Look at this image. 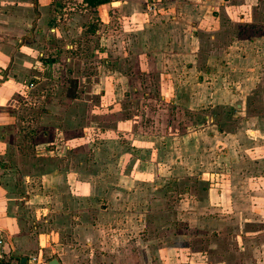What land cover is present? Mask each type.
<instances>
[{
	"label": "crops",
	"instance_id": "crops-1",
	"mask_svg": "<svg viewBox=\"0 0 264 264\" xmlns=\"http://www.w3.org/2000/svg\"><path fill=\"white\" fill-rule=\"evenodd\" d=\"M53 2L0 0V264H32V257H56L59 264H264V189L259 185L264 178L226 176L208 189L215 202L205 193L204 199L180 208L179 200L170 207L163 194L140 191L146 180L126 174L122 186L114 179L111 184L96 180L98 186L108 185V204H99L81 177L87 162L49 156L50 148H58L56 136L44 153V142L36 141L40 128L34 127V94L41 83L35 79L51 67L37 55L54 37L69 40L78 35L87 14L107 25L116 23L111 33H95L111 40L107 50L113 55V73L136 68L144 75H123L121 80L114 74L111 86L146 87L151 93L157 88L165 95L175 92L174 101L188 102L192 88H201L205 77L189 82L182 79L183 73L202 71L206 60H213L208 70L214 72L226 49H234L228 40L227 9L237 1L79 0L87 14L76 10L66 19V13L54 14ZM239 18L232 23L253 26ZM244 28L242 34L232 35L244 39L250 31ZM41 35L43 45L37 41ZM95 53L100 54V48ZM205 98L200 96V102ZM51 103L49 97L45 106ZM51 111L56 113L46 108L42 118L50 119ZM62 148L59 145L58 152ZM68 164L77 167L72 191ZM245 182L258 183L251 188L247 212L239 201L240 184ZM39 184L43 189L37 191ZM48 187L54 189L47 192ZM184 195L191 197L192 191Z\"/></svg>",
	"mask_w": 264,
	"mask_h": 264
},
{
	"label": "rangeland",
	"instance_id": "rangeland-1",
	"mask_svg": "<svg viewBox=\"0 0 264 264\" xmlns=\"http://www.w3.org/2000/svg\"><path fill=\"white\" fill-rule=\"evenodd\" d=\"M234 1L236 6L227 9V21L231 23L228 40L234 49H226L221 60L215 62L214 72L208 70L213 60H206L202 71L183 73L182 79L189 82L205 77L206 85L192 88V98L188 96V102H182L172 100L175 92L165 95L157 88L151 93L146 87L111 86L114 74L121 80H125L123 75L144 76L136 68L126 74L121 69L113 73V55L107 50L111 40L100 36L111 33L109 28L114 30L116 23L107 25L99 16L87 14L79 0H54V14L66 13V19L67 13L77 10L87 14V19L78 35L69 40L54 37L37 55L41 63H51L35 79L41 82L33 105L34 127L40 128L41 136L36 141L44 142L41 151L45 153L51 145L49 140L56 136L55 142L63 148L59 152V145L50 148L49 156L87 162L81 177L89 182V192L99 204H108V185L98 186L96 180L111 184L114 179L117 186H122L126 174L146 180L140 191L163 194L165 205L169 203L170 207L172 201L179 200L180 208L204 199L205 193L210 196L212 191L208 189L226 176L264 178V0H257L253 7ZM239 16L253 26L233 24ZM37 28L35 25L39 32ZM243 28L250 30L244 39L232 35L242 34ZM43 36L37 40L40 45L44 44ZM98 48L100 54L95 53ZM200 96H206L203 103ZM49 97L52 103L45 106ZM46 108L56 112L51 111L50 119L42 118ZM60 131L64 134L59 135ZM76 168L71 166L67 172L69 191L75 189ZM256 184H240L243 189L239 191L243 192L239 201L245 212L252 206L250 193ZM259 185L264 189V182ZM42 189L40 184L36 188ZM190 190L192 195L186 198L184 194Z\"/></svg>",
	"mask_w": 264,
	"mask_h": 264
},
{
	"label": "built area",
	"instance_id": "built-area-1",
	"mask_svg": "<svg viewBox=\"0 0 264 264\" xmlns=\"http://www.w3.org/2000/svg\"><path fill=\"white\" fill-rule=\"evenodd\" d=\"M0 242H1V240H0ZM31 261H32V264H48L47 260H41L37 257H32ZM9 264H15V263L13 262V263H9Z\"/></svg>",
	"mask_w": 264,
	"mask_h": 264
},
{
	"label": "water",
	"instance_id": "water-1",
	"mask_svg": "<svg viewBox=\"0 0 264 264\" xmlns=\"http://www.w3.org/2000/svg\"><path fill=\"white\" fill-rule=\"evenodd\" d=\"M48 264H59V261L56 257H52L49 260H47Z\"/></svg>",
	"mask_w": 264,
	"mask_h": 264
},
{
	"label": "trees",
	"instance_id": "trees-1",
	"mask_svg": "<svg viewBox=\"0 0 264 264\" xmlns=\"http://www.w3.org/2000/svg\"><path fill=\"white\" fill-rule=\"evenodd\" d=\"M87 1L89 4H97V3H101V2H105V1H109V0H85ZM72 97V95H71Z\"/></svg>",
	"mask_w": 264,
	"mask_h": 264
}]
</instances>
